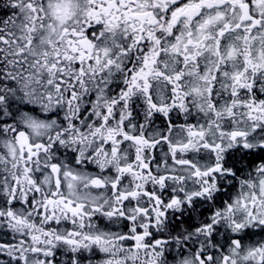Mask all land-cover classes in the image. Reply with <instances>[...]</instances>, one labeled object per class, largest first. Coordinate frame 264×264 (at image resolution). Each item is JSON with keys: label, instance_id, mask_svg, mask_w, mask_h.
I'll return each mask as SVG.
<instances>
[{"label": "clouds", "instance_id": "obj_1", "mask_svg": "<svg viewBox=\"0 0 264 264\" xmlns=\"http://www.w3.org/2000/svg\"><path fill=\"white\" fill-rule=\"evenodd\" d=\"M13 2L0 0V28L6 26L12 30L9 21L18 15L11 8ZM28 2L38 11L43 9V28L37 25L34 39L45 44L51 40L54 48L59 44L57 50L63 54L67 48L63 40L67 38L61 33L80 32L84 28L89 0ZM148 10L155 12L151 5ZM162 24L161 19L156 28L145 27V31L156 32ZM93 28L96 31L89 39L95 46L94 56L98 52L102 61L97 69L102 75L86 78L87 91L78 87V102L71 107L54 92L50 100L48 88L43 83L36 84L37 80L43 81V70L24 66L32 83L31 88L25 89L24 81L14 80L21 71L16 58L0 57L3 64L0 100L5 101L0 104V113H4L0 121H11L8 126L0 124V197H6L5 185L12 183L13 176L21 177L24 192L32 195L23 181V165L18 154L15 160L10 158L8 146L16 145L12 130L22 131L30 144L49 148L41 154L39 182H35L33 169L34 186L40 189L36 206L25 203L15 213L28 227L21 231L14 226L10 230L0 224V228L9 232L0 239L40 235L36 232L40 229L52 232L55 243L58 234L55 226L48 228L47 220L41 219L37 210L46 196L57 191L58 197L62 196L66 202L71 200L86 209L101 210L90 212L95 219L83 220L84 230L99 231L107 225L109 233L113 229L116 234L122 233L121 213L114 212L110 217L106 213L123 209L124 218L132 220L131 227L140 228L147 238L155 237L159 241L156 247L146 246L137 251L122 250L119 244L102 246L104 251L98 259H86L83 264H107L108 260L112 264H264V160L259 158V150L264 146V115L249 120L243 105L254 102L252 96L229 100L230 76L237 70L236 61L228 62L225 66L228 71H222L213 83L210 73L214 72L215 64L211 55L202 59L199 67L189 70H183L175 56H165L157 61L161 70L174 76L176 68H182L178 95L169 99L167 81L153 78L151 99L141 91L132 96L127 107L117 108L105 117L103 112L111 106L112 93L123 87L129 65L140 64L142 56L141 49L133 44L136 34L126 25L121 24L115 33L108 32L103 25ZM160 39L167 37L161 35ZM146 47L151 49L152 45ZM148 55L151 57L153 52L150 50ZM109 59L113 66L105 71ZM10 84L15 87H9ZM101 87L107 90L106 99L94 103L97 88ZM209 89H214V93L210 94ZM256 90L264 95V75L260 76ZM9 100L13 103L11 111L6 110ZM153 103L155 109L150 107ZM256 103L264 107V101ZM13 112L17 113L15 117ZM98 120L101 123L97 126ZM33 122L39 125L35 130L31 126ZM254 127L259 134L253 132ZM232 133L243 135L233 138ZM124 135L130 137L127 142L122 139ZM106 143L113 144L115 154L112 148H106ZM69 153L76 157L71 164ZM53 161H57V174L44 171L46 166H53ZM57 179L62 184L60 190L56 188ZM113 184L117 185L116 190L112 189ZM122 196L127 198L126 206ZM17 199H22L20 194ZM68 219L74 230H81L80 220ZM59 234H63V229ZM62 251L63 255L55 256L52 264L55 261L70 264L69 251Z\"/></svg>", "mask_w": 264, "mask_h": 264}, {"label": "snow or ice", "instance_id": "obj_2", "mask_svg": "<svg viewBox=\"0 0 264 264\" xmlns=\"http://www.w3.org/2000/svg\"><path fill=\"white\" fill-rule=\"evenodd\" d=\"M149 5L160 15L149 11ZM11 8L18 15L9 21L13 25L12 30L6 26L0 28V57H4L5 60L16 58L15 63L20 65L21 71L14 76V80L24 81L25 89L31 88L32 83L31 77L25 74L24 66L43 70L44 79L37 80L36 84L39 86L43 83L48 88L50 100L53 99L51 93L54 92L60 101H67L71 107L73 103L78 102L77 88L87 91L86 78L102 75L101 71H97L102 61L98 52L94 56L95 46L89 39L96 31L93 25H103L108 32L115 33L119 26L124 24L136 34L133 37V44L141 49L142 61L135 67L129 65L123 87L112 93L111 106L104 109L105 117L111 116L117 108L127 107L132 96L141 91L151 99L150 81L153 78L167 81L166 87L171 93L169 99L178 95L177 88L182 82V68L189 70L193 66L199 67L201 60L209 55L215 64L214 72L210 73L212 82L215 83L222 71H228L225 67L228 62L235 60L238 67L230 76L232 91L229 100H236L239 97L247 99L252 96L254 102L243 105L249 113V120L264 115V107L256 103L264 101V95L256 90L260 84V76L264 75V0H89L84 28L80 32L65 30L61 33L62 37L67 38L63 40L67 45L63 54L57 50L59 44L54 48L51 40L45 44L43 40L34 39V34L38 31L37 25L43 28L42 8L38 11L28 0H15ZM161 19L163 24L158 31H145V27L156 28ZM61 23H64L63 17ZM161 35H165L167 39H160ZM38 43L39 47H36ZM149 44L152 45L151 49L146 47ZM150 50L153 52L151 57L148 55ZM165 56H175L181 62L182 68L177 67L174 76L166 70H161L157 64V61L164 60ZM112 66L113 61L109 59L104 70ZM0 67H3V64H0ZM199 70L204 72L203 68ZM9 87L14 88L15 85L10 84ZM209 91L210 94L214 93V89ZM106 92L107 90L102 87L97 88L93 102L105 101ZM24 94L27 95V91ZM4 103V100H0V104ZM150 107L155 109L156 105L153 103ZM12 108L13 103L9 100L6 110L11 111ZM160 111H163V108H160ZM16 114L13 112V117ZM107 122L111 123L110 120ZM100 123L101 121H96L97 126ZM0 124L8 126L11 121L3 120ZM31 126L34 130L39 127L35 122ZM12 131L16 145L8 146L10 158L15 160L18 154L23 165V181H26L32 195L24 192L22 178L13 176L12 183L5 185L6 197H0V224L10 230L14 226L19 227L22 231L28 226L15 213L25 203L29 207L36 206V197L40 189L34 186L33 169L35 168V182H39L41 154L47 153L49 148L43 144H30L22 131ZM253 132L259 134L255 127ZM242 135L232 133L233 138ZM122 139L127 142L130 137L124 135ZM115 143H118V140L113 141V144ZM113 144L106 143L105 146L112 148L115 154L116 148ZM259 151V158L264 160V146H261ZM253 156L255 158V154ZM75 159L76 157L69 153V164ZM52 163L53 166L50 168L46 166L44 171L57 174L59 171L56 167L57 161ZM93 183L97 184L95 181ZM99 187L102 188L103 185ZM56 188L57 190L62 188L59 179L56 181ZM112 189L116 190L117 185L113 184ZM18 194L22 199H17ZM121 199L125 201L126 206L127 198L122 196ZM227 210L231 211V208ZM100 211L98 208L89 210L83 205H75L71 200L66 202L62 196L58 197L57 191H53L45 197L37 212L41 219L47 220L48 228L55 226L58 233L54 237L55 243L52 232L47 230L41 232L40 229H36L40 235L21 236L19 240L0 239V261H7V264H33V261L35 264H52L54 257L63 255L62 250L67 249L70 253L68 257L70 264H83L86 259H98L99 253L104 251L102 246L119 244L122 250L131 251L143 250L146 246H158L159 241H156L155 237L149 239L140 228L131 227L132 220L124 218L123 209H113V212L106 213L109 217L114 212L121 213L124 224L122 233L116 234L114 229L109 233L108 226L103 225V221L100 222L103 228L99 231L84 230L83 220L95 219L90 212ZM61 216L64 217L63 221ZM69 217L72 221H81V230H74ZM60 229H63V234H59ZM8 235L9 232L0 228V236ZM105 236L109 238L105 239ZM85 253H90V256H86ZM227 258L225 256V260ZM55 264H59V261H55ZM107 264H112V261L108 260Z\"/></svg>", "mask_w": 264, "mask_h": 264}]
</instances>
